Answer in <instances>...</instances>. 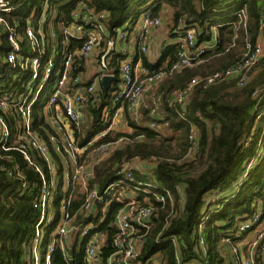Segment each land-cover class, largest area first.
Here are the masks:
<instances>
[{"label": "trees", "instance_id": "1", "mask_svg": "<svg viewBox=\"0 0 264 264\" xmlns=\"http://www.w3.org/2000/svg\"><path fill=\"white\" fill-rule=\"evenodd\" d=\"M5 1L12 8L5 17L17 25L22 35L27 24L35 29L41 27L44 34L50 20L59 27L66 25L71 20L72 11L81 2L95 13H105L103 21L111 36L127 20H135L140 15L135 10L138 0ZM240 9H245L247 14L246 28L238 24L235 15ZM147 11L154 16L163 13L170 19L169 35L175 41L164 45L154 63L142 58L143 66L159 70L175 62L179 43L174 31L181 18L185 20L186 28L195 26L198 29L199 42L211 40L214 32L218 43L200 56V63L165 78L159 84L156 100L160 102L162 119L154 120L149 108H143L136 120L128 118V127L132 129L130 134L112 132L100 141L123 138L122 143L94 165L88 189L97 187L101 191L118 180L120 168L126 162L139 160L148 163V177L140 174V170L135 172L137 177L144 182L148 178L154 179L171 193L173 200H166L163 205L154 203L155 216L144 237L139 260L144 262L155 257L160 264H229L223 239L230 235L236 222L254 213L259 204L255 200L260 199L264 207V58L251 68L249 82L243 86H237V79H233L208 87L196 86L181 103L171 104L169 99L193 78L224 70L239 61L245 41L254 43L261 34L264 0H153ZM0 41V51L5 53L9 46L3 33ZM81 42L65 40L64 51L78 50ZM24 46L25 41L22 43L23 53ZM49 49L46 57L51 54ZM64 51L54 56L55 70L61 67ZM115 55L123 59V56ZM107 68L118 74L117 67ZM28 78V72L0 64V98L12 92L21 93L23 86L19 79L25 81ZM11 80L14 82L12 87L9 86ZM49 87L39 95L32 110L33 129L44 138L48 135L44 130L49 131V127L41 114L39 100ZM113 89L104 95L99 86L91 96L90 122L86 137L80 143L105 129L100 113L104 106L111 104ZM5 118L11 128L5 146L16 147L18 119L10 114ZM153 121L155 128L150 127ZM192 128L197 144L193 153L190 152ZM30 154L49 180L45 161L35 152ZM53 158L59 159L55 154ZM15 166L19 168L21 179L15 174L8 175ZM40 186L39 174L21 154L0 148V264H34L29 251L39 216L33 204ZM83 201L84 194L77 189L68 212H78ZM120 207L121 204L116 202L108 206L104 228ZM112 235L113 231L109 229V242ZM76 237H73L75 241ZM171 238L176 239L177 247L171 243ZM110 252V248H104L102 256L106 257ZM70 253L73 257L70 264H84L83 244L80 249L74 245ZM53 264H67L59 251L54 255ZM255 264H264V256L258 257Z\"/></svg>", "mask_w": 264, "mask_h": 264}, {"label": "built area", "instance_id": "2", "mask_svg": "<svg viewBox=\"0 0 264 264\" xmlns=\"http://www.w3.org/2000/svg\"><path fill=\"white\" fill-rule=\"evenodd\" d=\"M11 11L9 3L0 0V34L5 35L9 46L5 53L0 51V64L28 72L31 82L23 86L21 93L12 92L0 98V148L4 151H17L29 166L35 168L41 178L40 190L33 204L39 211V216L29 251L34 264H38L35 248L40 242L41 228L46 231V239H50L44 264H53L54 255L58 251L62 260L70 264L73 261L70 252L74 246V236H79L81 244L84 245V264H160L155 257L141 262L139 255L144 237L150 230L152 218L155 216L154 203L163 205L166 200L172 202L171 193L152 178H148L147 182L140 180L135 173V160L124 163L119 171L120 178L103 190L100 191L97 187L88 189V186L93 177L94 165L122 143L123 138L116 141H100L112 132L126 133L120 129V119L136 120L138 108L146 92L157 89L165 78L200 63V56L206 50L216 47V36L214 40L199 42L198 29L195 26L186 28L185 20L179 19L174 31L179 43L176 60L170 67L164 66L154 70L143 66L142 58H148L152 32L167 21L165 14L154 16L150 11H146L135 20H127L111 36L103 21L105 13H95L86 3L81 2L72 11L70 22L61 29L63 39L80 40L81 46L78 50L64 51L61 67L55 70V52L52 49L51 54L46 57L47 44L42 28L35 29L31 24H27L22 35L17 25L11 24L5 17ZM235 15L238 24L246 28L245 9L238 10ZM260 31L261 34L254 43L245 41L243 53L233 66L207 76L193 78L183 89L172 93L169 102H183L199 85L208 87L233 79H237L239 87L248 83L251 68L264 58L263 24ZM23 41L33 50L30 58L22 52ZM131 46L135 48L133 54L130 53ZM109 47H113L111 54L123 56L117 66V75L108 70V57L105 66L101 64V58ZM92 55L96 57L97 71L92 81H89L85 79L91 75V70L88 69L89 72L85 73V63ZM103 76L115 77L108 89L109 92L114 88L111 92V104L104 106L100 113V121L106 127L88 141L80 143L86 137L89 125V100L98 89V84L101 88ZM51 78L53 81L49 84ZM48 84L50 95L45 105L41 106V114L49 127V131L44 130L48 133L44 138L33 129L32 110ZM159 107V100H154L149 112L154 120L162 119L158 114ZM9 114L18 119L16 147L5 146L11 134V128L5 118ZM150 127L155 128L156 123L151 122ZM131 132L132 129L127 133ZM191 138L190 152L193 153L197 145L194 128ZM31 151L45 161L49 180L31 157ZM53 154L59 158L58 161L65 160L67 168L71 171L67 174L69 192L62 203V213L59 218L51 220L47 215V202L51 193L48 188L55 175L54 161L58 162L54 160ZM13 174L22 178L18 166L8 172L9 176ZM77 189L84 194V201L78 212L70 214L68 207ZM115 202L120 203L121 207L112 214L107 228H104L107 208ZM109 229L113 231L110 242ZM229 234L222 241L229 248V264H255L258 257L264 256L263 205L259 203L251 216L236 222ZM171 243L177 247L175 238H171ZM104 248L111 249L106 257L102 256ZM176 262L179 263L178 257Z\"/></svg>", "mask_w": 264, "mask_h": 264}, {"label": "rangeland", "instance_id": "3", "mask_svg": "<svg viewBox=\"0 0 264 264\" xmlns=\"http://www.w3.org/2000/svg\"><path fill=\"white\" fill-rule=\"evenodd\" d=\"M152 1L153 0H138L135 3V10L138 11L140 15H142L151 6ZM46 26L47 27L45 29V39H46L47 48H50L49 51L53 49V52H55L53 54V57H54L55 55H57L58 52L62 53L65 49L64 48L65 39H63L62 34H61L62 27H59L58 25H54L52 20L48 21ZM170 26H171V21L168 18L167 21L163 24V27L162 26L160 27L162 28L161 30L164 32L166 37L168 36V34H170ZM214 38H215V33L213 32L211 34V40H214ZM24 53H26L28 58H30L33 55V50L29 48L27 42H25ZM121 61L122 59L118 58L115 54H111L107 58V65L109 67L116 68L121 63ZM88 69L91 70V73H89L91 75L87 77L85 80L88 79L89 81H92L93 76L95 75L97 71L96 57L94 55H92V57L85 63V70H86L85 73L86 74L87 72H89ZM15 79L13 80L14 82H16ZM13 81L11 80L9 82L10 87L14 85ZM30 82L31 80L29 78L25 79V81H23L22 79H19V84L22 86L29 85ZM98 87H99V84L97 85V88ZM157 90H158V87L157 89H154L150 94L147 95V99H146L147 102L150 101L151 103L152 100L153 101L156 100ZM49 95H50L49 90H46L43 92L42 96L40 97V106L45 105ZM110 99H112V93H110ZM89 120L90 119L88 117V121H87L88 123L90 122ZM133 165L135 166L136 171L140 170L143 172V174H146L148 172L146 167L149 166V164L146 162L135 160L133 162ZM54 167H55V175H54V178L52 179V184L48 188L49 192L51 193H50V197L47 202L48 204L47 215L50 217L51 220L59 218L60 214L62 213L61 212L62 203L63 201L66 200L68 196V192H69L67 174L71 171L70 168H67L65 164V160H62V159L58 162L54 161ZM259 200L260 199L255 200L254 202L260 203ZM257 207H258V204H257ZM76 238H77L76 241L73 238V244L78 249V247H80L81 241H80L79 236H77ZM49 244H50V239L49 240L46 239V231L41 228L40 242L35 248V253L38 258V264H44L43 261H44L45 255L48 253ZM224 246H225L226 253L229 255V248L226 245Z\"/></svg>", "mask_w": 264, "mask_h": 264}, {"label": "crops", "instance_id": "4", "mask_svg": "<svg viewBox=\"0 0 264 264\" xmlns=\"http://www.w3.org/2000/svg\"><path fill=\"white\" fill-rule=\"evenodd\" d=\"M161 29L162 28L159 27L158 29L154 30L152 32V35H151V37H152V44H151L150 54L148 56V60L151 63H154L155 61L158 60V58L160 56L159 54L161 53V50H162V48L164 47L165 44H169V43L175 41V39H170L171 37H170L169 34L166 37L165 34H164V32ZM134 52H135V48L134 47L132 48V46H131L130 47V53L133 54ZM152 91L153 90H150V91L146 92V95L143 97V99L141 101V106L138 108V114H137L138 116H140L141 110L143 108L148 107L149 108V112H150V109L152 107L153 100L150 103V101L147 102L146 99H147V95L150 94ZM158 114H159V116H161L160 113H158ZM123 117H125V115H123ZM120 126H121L120 129L122 131H124L126 133L127 132H130V128L128 127V119L125 120V118H121L120 119ZM140 174H143V172H140ZM144 175L148 176L147 173L144 174Z\"/></svg>", "mask_w": 264, "mask_h": 264}, {"label": "water", "instance_id": "5", "mask_svg": "<svg viewBox=\"0 0 264 264\" xmlns=\"http://www.w3.org/2000/svg\"><path fill=\"white\" fill-rule=\"evenodd\" d=\"M113 53V47H109L108 50L106 51V53L102 56L101 58V64L104 67L105 66V60L107 57H109V55ZM100 71V70H99ZM115 80V77L113 76H103L101 79V88H102V92L104 95H107L109 86L111 84L112 81Z\"/></svg>", "mask_w": 264, "mask_h": 264}]
</instances>
